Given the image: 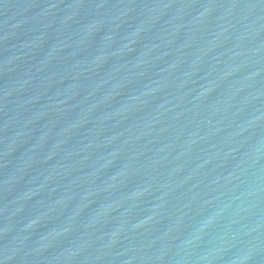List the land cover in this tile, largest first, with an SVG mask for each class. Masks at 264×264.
Returning a JSON list of instances; mask_svg holds the SVG:
<instances>
[{
	"label": "water",
	"instance_id": "obj_1",
	"mask_svg": "<svg viewBox=\"0 0 264 264\" xmlns=\"http://www.w3.org/2000/svg\"><path fill=\"white\" fill-rule=\"evenodd\" d=\"M0 264H264V0H0Z\"/></svg>",
	"mask_w": 264,
	"mask_h": 264
}]
</instances>
